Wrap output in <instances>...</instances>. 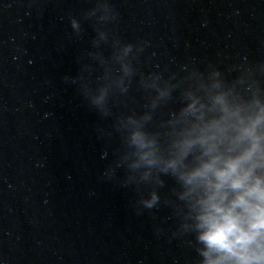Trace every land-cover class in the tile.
I'll use <instances>...</instances> for the list:
<instances>
[{"label": "water", "instance_id": "obj_1", "mask_svg": "<svg viewBox=\"0 0 264 264\" xmlns=\"http://www.w3.org/2000/svg\"><path fill=\"white\" fill-rule=\"evenodd\" d=\"M114 19L87 13L98 0H0V264H199L196 234L181 229L174 178L161 199L139 204L151 185H124L115 162L121 117L149 111L142 78L176 75L180 87L154 112L159 129L181 105L193 67L254 68L264 86V0H102ZM80 31L72 27V19ZM97 29L107 33L99 39ZM133 44L128 91L110 93L102 116L84 95L103 81L102 53ZM142 49V51H138ZM188 71H183V66ZM231 70V71H230ZM230 73V74H229ZM114 169V173L110 171Z\"/></svg>", "mask_w": 264, "mask_h": 264}, {"label": "clouds", "instance_id": "obj_2", "mask_svg": "<svg viewBox=\"0 0 264 264\" xmlns=\"http://www.w3.org/2000/svg\"><path fill=\"white\" fill-rule=\"evenodd\" d=\"M112 11L98 0L87 15L101 12L98 19L104 22L115 18ZM71 23L79 32V21L73 18ZM97 31L98 47L108 35ZM134 47L113 42L112 62L119 64V75L102 53H90L104 66L103 83L95 91L83 85L84 95L102 116L111 114L110 93L128 91L126 81L135 74ZM234 71L238 74L232 79L211 64L205 71H188L182 106L160 125L163 132L147 126L180 84L172 83L176 75L142 78L143 87L156 93L150 110L121 117L115 125L122 141L115 167L125 169L124 185L152 186L139 204L154 208L161 199L156 189L165 184L162 177L175 179L179 187L173 191L183 202L177 212L184 221L181 229L196 234L199 264H264V86L254 68Z\"/></svg>", "mask_w": 264, "mask_h": 264}]
</instances>
